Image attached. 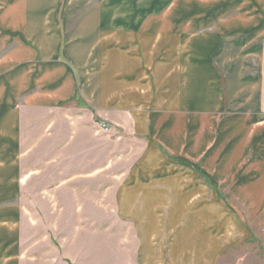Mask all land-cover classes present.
<instances>
[{"label": "crops", "instance_id": "0c3cea01", "mask_svg": "<svg viewBox=\"0 0 264 264\" xmlns=\"http://www.w3.org/2000/svg\"><path fill=\"white\" fill-rule=\"evenodd\" d=\"M230 38L238 111L213 62ZM232 121L264 124V0H0V264H38L36 231L22 239L38 204L70 221L45 264H146L166 204L199 182L167 157L212 176ZM81 220L110 225L83 224L85 245Z\"/></svg>", "mask_w": 264, "mask_h": 264}, {"label": "rangeland", "instance_id": "374dc122", "mask_svg": "<svg viewBox=\"0 0 264 264\" xmlns=\"http://www.w3.org/2000/svg\"><path fill=\"white\" fill-rule=\"evenodd\" d=\"M212 30L195 29L192 34L207 36ZM213 46L214 51L216 47L220 48L213 62L219 60L220 66L216 68L220 69V75L223 76L221 80L229 81L223 85L224 91L230 95L231 103L235 102L231 111H238V98L232 97L239 90L237 78L243 70V57H239L243 43L230 38L224 45L218 43ZM221 59H224L223 65ZM252 128L248 124L231 122L226 145L229 154L223 164L220 157L217 160L215 158L212 176L204 170L203 162L194 164L167 157L165 163H177L186 169L190 168L199 182L195 191L166 204L168 217L160 220L159 227H164L168 233L152 237L146 264H264V124L260 128ZM222 144L221 135H213L212 148L215 155ZM255 157L258 158V166L255 165ZM185 165H195V168ZM190 172H185L188 177L184 178L192 177ZM184 178L174 179L180 180L179 184L184 188ZM54 207L56 210V205ZM37 211L36 220L28 216L23 219L22 239H29L28 233L36 231L34 239H37L39 250L38 264H45L47 255H57L52 250L50 240L52 243L61 240V228L67 229L70 221L52 219L49 213L51 205L38 204ZM178 212L181 215L194 213L191 219H184L180 223L179 219L172 218V214L177 215ZM80 222L83 228L80 240L86 241L85 245L89 244L91 238L85 233L83 224L100 229L110 225L108 220Z\"/></svg>", "mask_w": 264, "mask_h": 264}, {"label": "built area", "instance_id": "2783aa9c", "mask_svg": "<svg viewBox=\"0 0 264 264\" xmlns=\"http://www.w3.org/2000/svg\"><path fill=\"white\" fill-rule=\"evenodd\" d=\"M100 128L104 132H108L110 130V127L108 125H106V124H101Z\"/></svg>", "mask_w": 264, "mask_h": 264}]
</instances>
